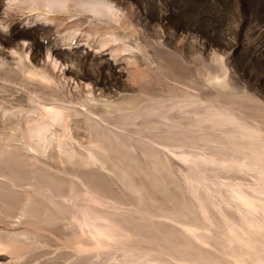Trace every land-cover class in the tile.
I'll use <instances>...</instances> for the list:
<instances>
[{
    "label": "rangeland",
    "instance_id": "rangeland-1",
    "mask_svg": "<svg viewBox=\"0 0 264 264\" xmlns=\"http://www.w3.org/2000/svg\"><path fill=\"white\" fill-rule=\"evenodd\" d=\"M51 1L0 0V264H264V0Z\"/></svg>",
    "mask_w": 264,
    "mask_h": 264
},
{
    "label": "bare ground",
    "instance_id": "bare-ground-1",
    "mask_svg": "<svg viewBox=\"0 0 264 264\" xmlns=\"http://www.w3.org/2000/svg\"><path fill=\"white\" fill-rule=\"evenodd\" d=\"M46 1L48 2L47 11H52L58 7V4L55 2L51 0ZM32 114L35 116H27L26 128L19 133L18 138L29 150L31 149L32 151L42 153L47 143L53 142L58 144L59 142L58 136L56 137L55 135V129H50V127L55 122H60V116L55 113L51 115L44 106H34L33 111H31ZM47 130H50L52 134L49 139H47L45 133Z\"/></svg>",
    "mask_w": 264,
    "mask_h": 264
}]
</instances>
